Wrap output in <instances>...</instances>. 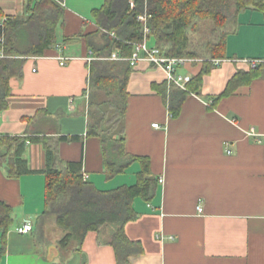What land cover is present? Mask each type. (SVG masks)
Segmentation results:
<instances>
[{"label": "crops", "instance_id": "1", "mask_svg": "<svg viewBox=\"0 0 264 264\" xmlns=\"http://www.w3.org/2000/svg\"><path fill=\"white\" fill-rule=\"evenodd\" d=\"M38 1L0 0V10L25 19L27 5ZM59 6L57 43L42 56L26 59L22 76L9 81L8 105L0 112V138L24 141L19 157V143L0 145V202L13 212L0 264H117L105 234L100 242L88 232L82 242L62 248L65 232L52 216L41 215L46 150L55 161L82 162L86 181L98 190L136 184L139 162L107 179L100 141L86 135L88 111L94 110L89 108V81L95 61L115 78L108 100L125 98L122 120L112 125L123 128L124 151L146 158L157 180L155 197L135 199L137 218L124 227L128 240L142 248L128 258L129 264H264V137L258 144L244 135L250 127L264 135V68L260 78L224 95L231 80L250 71L244 61L264 63V14L252 7L238 14L223 58L214 59L224 61L214 65L211 60V70L191 91L188 84L196 82L204 60L185 58L177 72L191 81L181 90L147 62L130 68L124 61L108 60L112 54L127 57L118 48L100 55L103 35L114 34L94 17L105 0H63ZM58 55L69 58L65 65L60 66ZM124 78L122 91L119 80ZM179 91L186 95L173 115L170 102ZM94 100L100 103L102 93ZM102 109L103 126H111V104ZM16 158L25 161L28 173H14ZM26 223L31 231L18 234L16 228Z\"/></svg>", "mask_w": 264, "mask_h": 264}, {"label": "trees", "instance_id": "2", "mask_svg": "<svg viewBox=\"0 0 264 264\" xmlns=\"http://www.w3.org/2000/svg\"><path fill=\"white\" fill-rule=\"evenodd\" d=\"M63 0H39L27 5L29 15L25 19H16L4 16L0 10V112L8 105L11 93L9 81L20 78L24 63L29 57H40L58 41L57 29L62 21V11L59 3ZM146 4V7H145ZM256 8L264 14V0H135L132 9L128 0H105V6L94 12L98 25L107 33H114L113 38L103 35L104 47L100 55L109 56L114 48L122 52V56H129L132 44L142 40V24L137 16L146 11L150 17L147 24L150 28L149 45L158 48L167 57L192 58L197 57L190 51L188 35L199 22H212L217 29L230 26L231 30L220 36L218 43H208L207 53L210 59H222L225 39L238 14L247 8ZM66 39H64L65 42ZM206 58V57H205ZM212 61H204L201 73L195 83L188 84L191 91H196L199 81L207 74ZM249 66V65H248ZM103 64L95 61L92 64L89 87L92 94L89 96L87 137L99 139L104 162L106 177L112 179L122 173L132 163L139 162L140 170L136 176V184L121 186L109 191L96 189L93 184L83 180L82 162L62 163L55 161L54 153L46 150V168L44 175V202L42 216H52L55 224L65 234L59 241V246L67 247L72 242H82L88 232H95L100 239L103 234L108 236L106 244L115 251L117 264H129L128 258L142 252L137 242H131L125 235V225L137 218L134 210V201L137 198L145 202L151 201L156 194L157 180L151 177L149 161L146 158L131 156L124 151L122 126H112L120 123L125 113V98L109 101V86L115 80L103 70ZM264 63L248 73L237 75L231 80L224 95H230L232 88L238 85H248L261 77ZM121 82L123 91L124 82ZM94 92V94H93ZM102 93L103 100L93 101ZM186 93L179 91L170 102L173 115L177 114L179 106ZM111 104L113 114L111 126H103L106 111L102 106ZM102 105V106H101ZM101 106V107H100ZM118 135V139L113 138ZM62 139L67 140L62 137ZM78 139L77 137L71 140ZM19 143V138H0V145ZM9 144V145H10ZM0 156V162L3 161ZM56 162V163H55ZM14 173L21 175L28 173L26 163L16 158L13 163ZM12 209L0 202V238L2 240L1 255L5 249V239L12 222Z\"/></svg>", "mask_w": 264, "mask_h": 264}, {"label": "built area", "instance_id": "3", "mask_svg": "<svg viewBox=\"0 0 264 264\" xmlns=\"http://www.w3.org/2000/svg\"><path fill=\"white\" fill-rule=\"evenodd\" d=\"M130 8L135 7V0H128ZM150 17L147 15L146 11L143 14L137 16V21L142 24V40L132 44V52L127 57H120L116 54L109 56L108 60L110 61H124L128 64L130 68L136 67L140 62H147L155 68L161 69L166 75V81L181 90H186L187 84L191 81V78L186 75L179 74L177 72L178 68L183 66L188 59L185 58H176V57H167L165 56L158 48L149 45L148 36L150 34V28L147 24V21ZM3 43V38H0V44ZM58 50V49H57ZM3 57L2 52L0 51V58ZM56 59L59 61L60 66L65 65L66 61L69 58H65L63 55H58ZM224 60H213L214 65H219ZM249 65L250 69H255L258 65L263 63L261 60H246L244 61ZM152 127L158 128L157 124H153ZM244 135L247 138H252L256 143L260 144L262 142V137L264 135L259 134L254 127H250L244 130ZM227 154L231 152L226 151ZM83 180L86 181L87 176L83 175ZM162 183V180H159ZM198 212H201V208L198 207ZM31 231V225L26 223L22 226L16 228L18 234H27ZM171 239V238H169Z\"/></svg>", "mask_w": 264, "mask_h": 264}, {"label": "rangeland", "instance_id": "4", "mask_svg": "<svg viewBox=\"0 0 264 264\" xmlns=\"http://www.w3.org/2000/svg\"><path fill=\"white\" fill-rule=\"evenodd\" d=\"M231 28V23L229 27L226 26L224 29L221 30L217 29L213 25V23L209 21L197 23V25L190 30V33L188 35L189 49L190 51L195 52V54H197V57H192V60H206L208 62L214 60L210 59L212 57V54H210V52L207 53L206 45L210 42L218 43V41L220 40V36L226 31L231 30ZM112 100L119 101L117 97H115V99L112 98Z\"/></svg>", "mask_w": 264, "mask_h": 264}]
</instances>
